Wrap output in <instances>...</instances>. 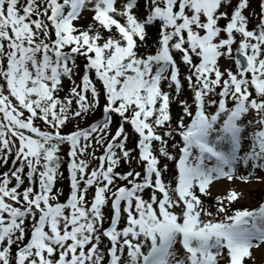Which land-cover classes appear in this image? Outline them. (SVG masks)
<instances>
[{"label": "snow or ice", "instance_id": "1", "mask_svg": "<svg viewBox=\"0 0 264 264\" xmlns=\"http://www.w3.org/2000/svg\"><path fill=\"white\" fill-rule=\"evenodd\" d=\"M253 2L0 0V264H257Z\"/></svg>", "mask_w": 264, "mask_h": 264}, {"label": "rangeland", "instance_id": "2", "mask_svg": "<svg viewBox=\"0 0 264 264\" xmlns=\"http://www.w3.org/2000/svg\"><path fill=\"white\" fill-rule=\"evenodd\" d=\"M257 4H258V0H254L253 2V7L254 8H258L257 7ZM230 187H234L236 188L238 191L242 192L243 193V196L244 198L242 200H245V201H250V195H249V192L250 190H255V189H264V183H259V182H256V181H253L251 182L250 184H245L241 181H234L233 183H229L227 181H222L220 185L217 186L216 189V192H219V191H225L226 189L230 188ZM256 253H259L257 254L258 255V260L261 259L259 257H261L262 253L257 251Z\"/></svg>", "mask_w": 264, "mask_h": 264}, {"label": "trees", "instance_id": "3", "mask_svg": "<svg viewBox=\"0 0 264 264\" xmlns=\"http://www.w3.org/2000/svg\"><path fill=\"white\" fill-rule=\"evenodd\" d=\"M237 207H240V206H238V205H236Z\"/></svg>", "mask_w": 264, "mask_h": 264}, {"label": "bare ground", "instance_id": "4", "mask_svg": "<svg viewBox=\"0 0 264 264\" xmlns=\"http://www.w3.org/2000/svg\"><path fill=\"white\" fill-rule=\"evenodd\" d=\"M257 254H259V253H257Z\"/></svg>", "mask_w": 264, "mask_h": 264}]
</instances>
